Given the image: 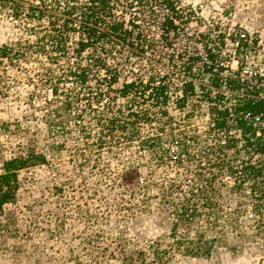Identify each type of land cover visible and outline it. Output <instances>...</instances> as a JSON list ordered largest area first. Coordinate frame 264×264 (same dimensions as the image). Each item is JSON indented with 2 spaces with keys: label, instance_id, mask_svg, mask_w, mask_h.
Listing matches in <instances>:
<instances>
[{
  "label": "rangeland",
  "instance_id": "1",
  "mask_svg": "<svg viewBox=\"0 0 264 264\" xmlns=\"http://www.w3.org/2000/svg\"><path fill=\"white\" fill-rule=\"evenodd\" d=\"M13 1L28 4V0ZM175 1L181 20L175 22V32L162 37L164 7L155 11L149 7L151 1L130 7V0H113L112 13L124 17L126 27L133 15L137 17L133 30L142 45L134 43L131 52L130 45L112 40L108 44L111 56L103 68L91 63L84 52L79 63L88 78L82 85L73 78L63 79L62 74L66 61H75L72 47L79 35H70L69 56H60L54 64V44L43 38L51 29L47 17L36 20L35 13L23 8L15 16V6L0 0V54L6 51L9 56L0 57V173L2 161L28 152L42 154L47 161L18 172L15 200L0 213V264H140L137 253L143 251L150 260L147 249L152 242L165 251L160 264H264V224L257 222L250 185L245 183L240 191L232 192L242 179L239 165L249 158L241 148L239 134H230L239 139L238 152L217 153L218 145L224 144L217 141H224V136L220 134L214 141L209 135L208 105L201 94L189 99L184 111L176 108L172 96L165 109L168 120L158 113L150 114L156 110L151 100H145L150 90L142 100L131 95L122 99L117 93L124 81L146 84L151 74L164 75L179 87L184 79L182 66L188 60L192 65L188 78L208 86L209 75L202 74V60L194 56L197 40L193 39L190 15L194 8L205 11L207 17L214 15V21L230 24L233 15L241 19L237 14L241 6L237 0ZM46 5L53 12L48 1ZM208 19L206 27L210 29L213 20ZM105 68L119 75V82L110 89L104 81ZM230 68L236 70L237 66L233 63ZM196 90L201 91L199 87ZM66 96L71 101L68 112L58 108ZM103 103H109L118 125L127 113L147 115L150 121L136 127L140 139L126 141L115 134L107 138L109 146L98 154L95 142L103 134L97 120ZM159 128H165V136L161 148L153 152L176 151L177 141L185 139L188 153L175 158L143 150V143ZM251 157L252 162L264 160ZM200 173L201 179H213L215 207L200 210L201 217L194 224L175 226L171 214L181 201L167 199L163 208L158 188L163 185L168 189L171 181H175L177 192L179 185L187 182L204 186L197 178ZM149 179L155 184L146 196L135 193L131 198L129 188ZM200 234L207 246L211 244L208 255L173 254L169 250L197 243Z\"/></svg>",
  "mask_w": 264,
  "mask_h": 264
},
{
  "label": "trees",
  "instance_id": "2",
  "mask_svg": "<svg viewBox=\"0 0 264 264\" xmlns=\"http://www.w3.org/2000/svg\"><path fill=\"white\" fill-rule=\"evenodd\" d=\"M2 1L15 6V16H18L22 11H19V9L23 8V10L35 13L36 20H41L44 16L47 17L51 29L43 38L49 39V41L54 44L53 50L56 54L53 59L54 64L59 63L60 56H69V51H67L69 48L67 44L70 40V35L75 33L79 35L80 40L73 42L72 47L75 61L67 60L62 74H64L63 79L73 78L82 85L88 78L79 63L81 55L84 52H87L91 63L95 62V64H99V66L102 67L105 66L103 64H105L106 58L111 56L109 55L110 50L108 49V44L112 40H116L123 45H130L131 52H133L135 48L132 47L134 43L137 45L136 47L142 45L141 37H139L138 34H135L133 30V28L136 27L134 21L137 17H134L133 15V17L127 21L129 27H126V19L124 17L117 18L112 13L111 4L113 3V0H62L61 2L59 0H28V4L19 3L13 0ZM46 1H48L53 12L47 9ZM125 1L128 2L129 0ZM143 1L144 0H130L128 5L131 7L133 3H136L137 6H141ZM146 1H151L149 7L155 11L156 8L161 6L167 11L160 24V29L162 31L161 36H168L171 32H175V21L181 20V17L174 6L176 1ZM36 2L38 5H35ZM109 48L112 49V45H109ZM0 57L5 59L9 58L6 51H3L0 54ZM210 58L211 61L214 62V55H210ZM189 62L190 61L188 60V62L184 63L182 66L184 79L180 81L179 87H174L172 79H166L164 75L151 74L146 84L141 80H133L129 82L124 81L121 84V87L117 90V93L122 99L128 98V96L131 95L133 98L142 100L145 98L146 91L150 90V93L147 95L148 99L146 98L145 100H151V107L156 109L149 111L150 114L157 115L158 113L169 120L170 117H168V112L165 109L172 96L175 97L174 105L176 108L180 111H184L188 100L199 95L196 93V85L188 78L192 71V65ZM105 71L107 74L105 75L104 81L107 84V88L110 89L114 84L119 82V75L110 72L108 68H105ZM223 71L224 68L218 64L206 65L203 69V73L209 75L208 87L198 86L202 91L201 97L203 101L208 105V132L210 136H214V141L217 138H220V134L224 136V141H222L221 138L217 141L218 144L224 142L222 146L218 145V149H220V151L217 152L218 154L230 149H235L238 152L237 148L239 139H235L230 135L231 132H234L237 135L239 134L238 136L241 138V141L244 142L241 148L245 150V153L249 158L247 161L240 163L239 167L242 179L235 183L232 192L240 191V188L245 183H249L251 205L258 216L257 222L264 224V160L257 159L255 162L251 161V156H258L260 158L264 157V130L260 131V136H256L257 130L252 127L251 123H248L244 119V115H248L252 118L260 113L263 108V103L259 101H243L237 97L234 99L232 98L234 100L233 102L231 99H225L220 91V81ZM51 77L54 78V75L51 74ZM226 82L227 88L231 91L240 88L239 79L237 77H227ZM211 88L217 91L215 95H211ZM177 92H180L181 95L177 96ZM53 94L56 95V89L53 90ZM97 95L98 98L96 102L99 103V99L102 97V91L98 92ZM54 102H58V99H55ZM70 105V97L66 96L65 101L61 104V107L58 108L68 112ZM101 106L102 111L99 112L101 116H99L97 120V125L102 127L101 131L103 137H99L95 142V150L98 154L103 148L109 146L107 138L112 137L115 134H120L119 136H122L126 141L139 140L140 135L136 129L137 124L150 121L147 115H140L141 111H139L137 114L127 113V116L123 117L124 119L122 123H119L118 125L117 117L113 115L112 111H109V103H103ZM154 117L156 120L157 116ZM126 118H128L129 122L126 121ZM164 130L165 128H159L158 133L151 138H147L142 145L143 150H150L149 152H152V154L157 153L160 157H164L163 154H168L175 158L179 157L181 154L186 155L188 153L189 143H186L185 139L177 141L176 151L171 149H159L158 152H153L157 147L161 148L160 144L163 136H165L163 135ZM104 131H106V133H104ZM181 135L185 136V134ZM195 143H198V141ZM171 153H173V155H171ZM206 159L208 163H211V159L207 157ZM46 162V157L44 155L36 154L34 151L28 152L26 155L2 161L0 173V213L5 205L10 204L15 200V194L18 189V172L26 168L46 164ZM226 168L232 176L235 175V170L232 169L231 166L228 165ZM208 174L210 176L212 173ZM201 176L202 174L200 173L197 175V178L199 177L198 179H201ZM201 180L204 181V186L198 185V187H194L196 184L191 185L187 182L184 185H179L178 192L175 191V188H177L175 181L169 182L168 189L163 185H160L161 187L158 188L162 194L163 208L165 207L164 203L167 199L181 201L178 207L179 209H174L171 214L175 226L178 224H183L184 226L194 224L197 222L196 220L201 217L202 212H200V210L207 209L208 211H211L215 207L213 202L215 191L212 187L213 183L211 182L213 179L209 177ZM234 180H237V178L234 177ZM140 184L141 185L138 184L129 188L131 198L135 193L144 198L149 187L155 183L153 184V181H150L149 179L146 181L141 180ZM207 245L208 241H202V235L200 234L197 237V243L193 242L190 245L187 243V245H181L182 247L179 246L169 250L173 254L204 256L208 255L212 248L211 244L209 246ZM147 251L148 256L151 257L150 260H147L143 251L137 253L140 264H160L161 256L165 251H162V249L158 247V244L156 245L153 242L148 246Z\"/></svg>",
  "mask_w": 264,
  "mask_h": 264
},
{
  "label": "built area",
  "instance_id": "3",
  "mask_svg": "<svg viewBox=\"0 0 264 264\" xmlns=\"http://www.w3.org/2000/svg\"><path fill=\"white\" fill-rule=\"evenodd\" d=\"M237 2L241 6L238 11L241 13H237L241 19H238L239 15H233L230 24L225 22L226 20L214 21L216 18L214 15L207 17L204 15L205 11L197 12L193 8L189 24L194 28L193 39L197 40L195 48L197 53L194 56L202 60L204 67L218 64L224 68L220 91L225 99H231L233 102L237 97L243 101L263 103L261 112L254 117L244 115V119L257 130L256 136H260V131L264 130V0ZM208 18L213 20L210 29L206 27ZM210 55H214V62L211 61ZM233 63L237 66L236 70L230 68ZM227 77H237L240 88L235 91L229 90ZM190 80L194 82L196 88L202 86L199 79ZM216 92L211 88V95H215ZM196 93L201 94L202 91L198 93L196 90Z\"/></svg>",
  "mask_w": 264,
  "mask_h": 264
}]
</instances>
